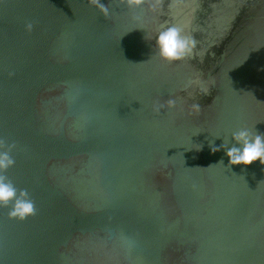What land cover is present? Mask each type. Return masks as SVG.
I'll use <instances>...</instances> for the list:
<instances>
[{"label":"water","instance_id":"95a60500","mask_svg":"<svg viewBox=\"0 0 264 264\" xmlns=\"http://www.w3.org/2000/svg\"><path fill=\"white\" fill-rule=\"evenodd\" d=\"M100 2L0 0L3 175L36 208L0 206V264H264V165L220 147L264 133V0Z\"/></svg>","mask_w":264,"mask_h":264},{"label":"clouds","instance_id":"9594fccd","mask_svg":"<svg viewBox=\"0 0 264 264\" xmlns=\"http://www.w3.org/2000/svg\"><path fill=\"white\" fill-rule=\"evenodd\" d=\"M129 6H139L144 0H126ZM88 3L97 6L102 15L107 17L109 9L100 0H88ZM33 24L31 22L25 25L26 31H31ZM197 46L196 39L184 33V29L177 25L164 26L158 32L155 38V47L158 50L159 57L168 62H176L190 58ZM175 100H168L167 107H175ZM165 105L154 106V111L159 112ZM195 111H199L198 103L192 105ZM233 143L231 146L224 142L220 147L226 149L225 155L228 157L230 165H249L259 161L264 165V133L255 134L247 129H241L232 134ZM211 144V142H210ZM13 144H6L0 139V206L7 207L11 203V209L8 212L9 218L25 220L29 216L36 214L34 202L26 189L17 190L8 178L3 175L8 168L15 164V160L10 155ZM219 149L211 147L212 152Z\"/></svg>","mask_w":264,"mask_h":264}]
</instances>
